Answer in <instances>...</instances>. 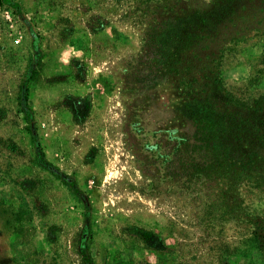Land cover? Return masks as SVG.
Returning <instances> with one entry per match:
<instances>
[{
  "label": "rangeland",
  "instance_id": "rangeland-1",
  "mask_svg": "<svg viewBox=\"0 0 264 264\" xmlns=\"http://www.w3.org/2000/svg\"><path fill=\"white\" fill-rule=\"evenodd\" d=\"M262 127L264 0H2L0 264H264Z\"/></svg>",
  "mask_w": 264,
  "mask_h": 264
},
{
  "label": "trees",
  "instance_id": "trees-1",
  "mask_svg": "<svg viewBox=\"0 0 264 264\" xmlns=\"http://www.w3.org/2000/svg\"><path fill=\"white\" fill-rule=\"evenodd\" d=\"M0 2H2V0H0ZM137 11V6H134L133 11H128V16L130 15H134V13H136ZM139 18V16H138ZM162 27H160L159 23L158 24H151L149 23L147 25V27L145 28V32H144V42H149V41H154L158 36H161V38H164L165 35H163L162 33ZM243 108L249 109L248 105H242ZM256 138L262 141V144H264V127H262L260 129V132L258 133V135L256 136ZM257 233V234H256ZM256 234V238L259 239V243L261 245H264V225L258 226L257 227V232H255Z\"/></svg>",
  "mask_w": 264,
  "mask_h": 264
}]
</instances>
